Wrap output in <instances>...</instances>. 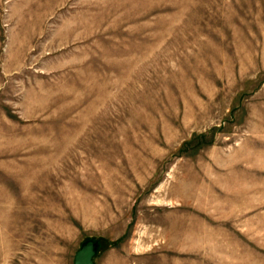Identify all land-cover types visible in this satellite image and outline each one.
I'll use <instances>...</instances> for the list:
<instances>
[{"label":"rangeland","instance_id":"1","mask_svg":"<svg viewBox=\"0 0 264 264\" xmlns=\"http://www.w3.org/2000/svg\"><path fill=\"white\" fill-rule=\"evenodd\" d=\"M264 264V0H0V264Z\"/></svg>","mask_w":264,"mask_h":264},{"label":"water","instance_id":"2","mask_svg":"<svg viewBox=\"0 0 264 264\" xmlns=\"http://www.w3.org/2000/svg\"><path fill=\"white\" fill-rule=\"evenodd\" d=\"M99 243L96 239H88L81 243V246L74 254V264H94Z\"/></svg>","mask_w":264,"mask_h":264},{"label":"trees","instance_id":"3","mask_svg":"<svg viewBox=\"0 0 264 264\" xmlns=\"http://www.w3.org/2000/svg\"><path fill=\"white\" fill-rule=\"evenodd\" d=\"M96 240L98 241V243H99V245H100V240H101V239H99V240H98V239H96Z\"/></svg>","mask_w":264,"mask_h":264}]
</instances>
